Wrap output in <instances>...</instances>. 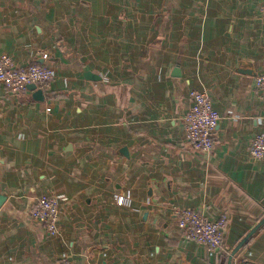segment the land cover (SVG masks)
Here are the masks:
<instances>
[{
	"label": "crops",
	"instance_id": "1",
	"mask_svg": "<svg viewBox=\"0 0 264 264\" xmlns=\"http://www.w3.org/2000/svg\"><path fill=\"white\" fill-rule=\"evenodd\" d=\"M263 12L262 0H0V55L55 72L41 97L0 84V264H228L264 215V156L248 153L264 131ZM192 89L220 113L208 152L185 138ZM48 194L54 234L30 215ZM173 207L226 213L222 252L185 239ZM242 257L264 264V225Z\"/></svg>",
	"mask_w": 264,
	"mask_h": 264
},
{
	"label": "built area",
	"instance_id": "2",
	"mask_svg": "<svg viewBox=\"0 0 264 264\" xmlns=\"http://www.w3.org/2000/svg\"><path fill=\"white\" fill-rule=\"evenodd\" d=\"M262 1L264 8V0ZM261 21L264 26V12L261 15ZM54 77L55 72L51 67L39 63L21 67L17 66L10 55H0V84L8 90L20 92L27 89L30 83H35L43 89L49 86ZM254 84L256 88L264 92V73L255 76ZM190 98L191 105L183 116L185 138L194 150L208 152L213 146V134L219 123L220 113L213 107L212 100L205 91L192 89ZM248 153L253 160L264 156V131L251 138ZM117 201L126 206H130L132 202L130 196L125 194L118 195ZM173 212L185 239L198 242L209 255L222 252L224 233L228 227L226 213L222 212L210 217L198 208L176 207H173ZM30 215L33 220L43 226L48 234L56 233L60 218L58 195L48 194L38 197L31 208ZM242 258V264H251L247 258Z\"/></svg>",
	"mask_w": 264,
	"mask_h": 264
},
{
	"label": "water",
	"instance_id": "3",
	"mask_svg": "<svg viewBox=\"0 0 264 264\" xmlns=\"http://www.w3.org/2000/svg\"><path fill=\"white\" fill-rule=\"evenodd\" d=\"M90 72H88L89 74ZM87 76V75H86ZM90 78L92 77L91 74L88 75ZM27 88L30 90H33V92L41 97L43 93V89L41 87H38L35 83H30L27 85ZM4 196L0 197L2 199ZM264 225V215L259 219V221L245 234V236L236 244V246L232 249V252L228 258V264H233L232 263V257L237 253V251L242 248L246 242L249 240L250 237L253 236L255 232H257L262 226Z\"/></svg>",
	"mask_w": 264,
	"mask_h": 264
},
{
	"label": "trees",
	"instance_id": "4",
	"mask_svg": "<svg viewBox=\"0 0 264 264\" xmlns=\"http://www.w3.org/2000/svg\"><path fill=\"white\" fill-rule=\"evenodd\" d=\"M226 260H223V262L225 263ZM226 264V263H225Z\"/></svg>",
	"mask_w": 264,
	"mask_h": 264
}]
</instances>
